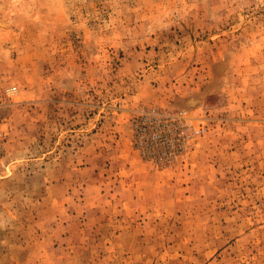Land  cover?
Returning a JSON list of instances; mask_svg holds the SVG:
<instances>
[{
    "label": "rangeland",
    "instance_id": "1",
    "mask_svg": "<svg viewBox=\"0 0 264 264\" xmlns=\"http://www.w3.org/2000/svg\"><path fill=\"white\" fill-rule=\"evenodd\" d=\"M0 264H264V0H0Z\"/></svg>",
    "mask_w": 264,
    "mask_h": 264
}]
</instances>
